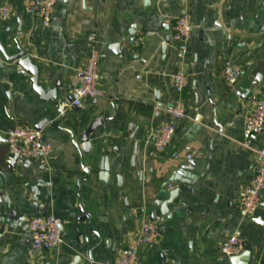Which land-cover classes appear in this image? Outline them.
<instances>
[{
    "label": "crops",
    "instance_id": "obj_1",
    "mask_svg": "<svg viewBox=\"0 0 264 264\" xmlns=\"http://www.w3.org/2000/svg\"><path fill=\"white\" fill-rule=\"evenodd\" d=\"M22 1L0 0V6L16 8L0 19L7 53L16 52L18 36L39 68V82L67 84L58 93L72 99L71 79L80 74L90 50L87 36L94 34L102 94L84 98L78 108L64 101L63 129L43 125L50 156L26 168L9 165L7 131L34 128L49 106L32 89L30 76L0 52V264H88V250L98 241L94 232L102 242L92 252L93 264H116L118 250L132 242L142 220H150L153 187L189 160L195 161L197 174L207 171L191 194L173 202L170 220L155 211L159 239L141 248L139 264H229L220 244L236 229L251 252L248 264H264V191L253 216L241 218L237 211L239 193L252 177L246 175L251 163L254 167L255 150L264 144V130L257 132V141L243 134L252 97L264 90V0H149L147 5L144 0H57L47 26L25 14ZM183 12L192 29L182 63L174 43L164 45V39ZM225 62L241 70L232 85L221 75ZM181 65L188 74L181 93L186 115L170 144L157 153L148 136L175 98L172 76ZM98 118L101 125L88 137L91 149L81 152L83 132ZM104 156L109 184L98 179ZM83 166L90 174L77 191ZM79 196L91 230L86 219L76 217ZM36 215L61 221L59 245L37 254L27 228Z\"/></svg>",
    "mask_w": 264,
    "mask_h": 264
},
{
    "label": "built area",
    "instance_id": "obj_2",
    "mask_svg": "<svg viewBox=\"0 0 264 264\" xmlns=\"http://www.w3.org/2000/svg\"><path fill=\"white\" fill-rule=\"evenodd\" d=\"M57 0H23L21 10L25 14L35 15L42 25L50 23L52 11ZM16 12L10 4L0 6V19L4 20ZM191 20L188 13L177 16L171 26L170 40L174 43L176 57L184 62L188 52L191 36ZM90 44L89 53L78 76L71 79L72 107H81L84 98H93L102 94L99 87L98 52L93 46L94 34L87 36ZM237 66L225 62L222 67V78L230 85L240 76ZM188 85V74L184 66H178L172 76V87L175 98L166 109V117L161 120L149 133L148 139L153 149L163 152L170 144L178 121L183 117L184 106L181 93ZM264 128V90L255 91L252 97V107L243 123V134H251L254 130ZM5 144L10 154L30 161L47 158L52 153V146L44 139L41 129L33 127H15L6 133ZM187 158H190L187 156ZM264 191V144L255 150V164L249 183L242 188L237 202L238 215L248 218L255 214L258 208L260 194ZM61 221L53 215H36L27 222L30 248L33 253L53 249L61 242ZM1 232V217H0ZM158 226L150 220H142L129 244L118 250L116 264H139L141 248L155 244L159 239ZM245 248L241 232L236 229L220 244V252L225 258L237 255Z\"/></svg>",
    "mask_w": 264,
    "mask_h": 264
},
{
    "label": "water",
    "instance_id": "obj_3",
    "mask_svg": "<svg viewBox=\"0 0 264 264\" xmlns=\"http://www.w3.org/2000/svg\"><path fill=\"white\" fill-rule=\"evenodd\" d=\"M149 3V0H144V4L147 5ZM18 32H20V28H18ZM130 34V41H133L134 37V30L129 32ZM18 36L14 39V46L16 49V52L13 54H8L5 50L1 40H0V52L3 55V57L9 61V62H15L17 65H19L22 68V72L26 75L30 76V81L32 85V89L39 95L40 101H42L44 104L49 106L47 116L43 118L42 120H39V122L34 126L35 129H41L43 125L50 123L56 128L63 129L62 127H59V123L63 120L65 116V112L62 108V103L64 101H67L68 103L71 102V98L69 95L65 94L63 96H60L58 93L59 88L62 90H67L69 87L67 84H61L58 80L51 83V87L43 86L39 82V68L37 64L33 63L30 56L26 54L25 50L22 49L17 41ZM170 41V35L167 31V35L164 39V45L169 43ZM158 99V93H156L155 100ZM171 104V103H170ZM54 115H58L57 118H54L51 120V117H54ZM186 115V111L184 110L183 116ZM103 119H96L88 126V128L83 132L82 139H81V152L87 153L91 149L90 142L88 140L89 135L99 126L101 125ZM264 128H259L253 131V133L246 136L249 140L257 141L256 134L258 131H263ZM75 146L78 148V144L74 142ZM138 142L136 140L134 144V152L131 156V164L130 169L132 171L136 170L135 165V155L137 151ZM9 165L14 166L16 163L23 166V167H29L31 164L30 160L24 159L22 157H19L17 154H10L6 158ZM82 170L84 172V176L79 177L76 180V190L79 191L80 184L83 180L89 177L90 171L86 169L84 166L82 167ZM109 162L108 158L105 156L100 159L99 165H98V176L99 181L104 184H109L110 180L109 177ZM207 171V168H205L204 172L202 174L196 173V163L194 160H189L186 164H181L167 179V181L158 187H153L154 194L152 196L151 202L149 204V209L151 211L150 214V220L154 221L156 219L155 211L159 212L160 218H167L168 220L171 219L172 215L175 214V208L172 206L173 202L176 201L178 197L186 196L191 194L193 186H195L203 177L205 172ZM253 172V163L250 164L247 177H250ZM117 181H121V178L118 176ZM139 183L142 184V174H139ZM82 198L79 196V203H78V213L76 215L77 218L86 219L88 223L89 230H91V216L87 212H85L82 204ZM173 207V208H172ZM259 222V220H256ZM97 237L98 241L88 250V264H93V250L99 246L102 242L101 237L97 232H94ZM251 252L248 248H244L240 253L237 255L230 256L228 258L229 264H248L250 260ZM79 257H76L75 261L79 260Z\"/></svg>",
    "mask_w": 264,
    "mask_h": 264
}]
</instances>
